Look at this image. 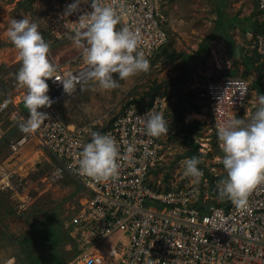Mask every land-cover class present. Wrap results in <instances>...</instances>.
Listing matches in <instances>:
<instances>
[{"label":"built area","instance_id":"built-area-1","mask_svg":"<svg viewBox=\"0 0 264 264\" xmlns=\"http://www.w3.org/2000/svg\"><path fill=\"white\" fill-rule=\"evenodd\" d=\"M10 0H0V8ZM74 0H53L51 19L53 35L59 42L74 36L79 16L91 12V0L81 3L71 15L67 6ZM119 14L118 28L128 27L140 36L142 50L151 64L169 44L168 18L162 12L163 0H103ZM264 19V0H256ZM53 9V11H55ZM248 31L250 49L264 63V35ZM149 67V68H150ZM58 77L71 72L79 78L77 90L72 94L63 91L59 81L47 80L54 101L50 107L38 111L48 113V119L30 132L8 140L7 148L13 158L33 143L38 153L48 154L53 166L45 182L53 183L72 177L86 190L88 196L75 210L65 225L77 258L73 264H264V183L256 185L248 195L246 207H237L230 198L222 206L207 207L202 211L189 193L181 189L160 190L159 182L151 173L163 160L159 137H149L142 130L136 116L149 110L161 111L167 118V96L157 95L150 106L139 109L128 106L100 133L111 135L119 145V174L115 179L97 181L78 174V160L84 144L91 141L96 123L71 127L66 123L62 107L75 100L93 83L88 77L91 66L85 62L72 71L56 66ZM264 86V77H263ZM27 91V90H26ZM16 84L14 93L0 85V143L8 139L7 132L27 119L20 105L26 94ZM250 84L242 77H225L208 81L204 93L218 152L225 155L218 139V125L225 119L238 116L250 96ZM12 112L9 113V109ZM5 118L15 121L5 128ZM92 126V127H91ZM96 132V131H95ZM210 141V139H207ZM136 151L129 154L127 146ZM200 153L208 155L207 142L201 144ZM11 160V159H10ZM222 158L216 157L215 162ZM9 176L0 171L4 188H13ZM48 180V181H47ZM19 188V187H18ZM17 190V189H16ZM156 203L159 208L147 205ZM7 264H12L9 261Z\"/></svg>","mask_w":264,"mask_h":264},{"label":"rangeland","instance_id":"rangeland-1","mask_svg":"<svg viewBox=\"0 0 264 264\" xmlns=\"http://www.w3.org/2000/svg\"><path fill=\"white\" fill-rule=\"evenodd\" d=\"M52 1L10 0L0 8V85L3 88H15L16 73L22 63L19 50L7 36L13 18H28L38 23L39 31L50 45L48 57L55 66L72 71L85 62L84 48L77 47L73 37L63 42L55 39L50 17L57 11L52 8ZM163 3L162 13L169 19L170 39L166 50L170 55L190 56L189 62L168 63L166 56H157L147 72L118 80L119 87L115 89L105 90L96 82L89 84L84 93L62 107V113L66 123L75 127L93 124L104 117L93 127L101 132L129 105L146 107L164 93L169 101V131L159 137L163 160L151 173V179L160 183V190L181 189L189 193L193 202L202 200L208 207L218 206L228 197L215 194L214 187H218L220 181L212 180L225 178L227 172L220 167L222 161L215 162L216 157L223 158V155L216 149L211 119L210 123L206 121L210 116L202 97L204 85L225 77L231 69L243 70L240 63L244 56L238 50L241 55L233 57L234 46L246 48L249 37L245 30L257 29V22L264 19L256 0H163ZM220 13L224 15L223 21L219 20ZM201 46L202 53L198 55ZM207 50L210 55L206 58ZM181 73L185 81L177 84ZM248 81L251 92L245 110L251 106L249 101L257 102L258 97L253 88L254 80ZM20 107L28 112L24 103ZM179 112L186 117L185 121L178 120ZM192 113L202 114L207 119H202L203 122ZM4 122L5 128L15 123L7 118ZM19 125L20 122L14 125L7 132V141L0 143V171L15 175L10 180L12 189L4 188L0 180V264L9 261L12 264H58L61 261L73 264L77 255L65 225L88 194L70 176L56 183L45 182L53 166L47 153L44 156L38 153L36 143L11 158L6 144L23 133ZM182 126L189 128L187 133ZM189 139L200 149L201 144L210 142L211 147L205 150L211 149L212 156L203 158L202 162L211 177L204 173L199 179L183 175V161L189 158ZM147 205L159 208L153 202Z\"/></svg>","mask_w":264,"mask_h":264},{"label":"clouds","instance_id":"clouds-1","mask_svg":"<svg viewBox=\"0 0 264 264\" xmlns=\"http://www.w3.org/2000/svg\"><path fill=\"white\" fill-rule=\"evenodd\" d=\"M87 2L74 0L67 6L65 14L71 15L81 3ZM91 8V12L79 16L73 36L75 45L84 48L85 63L91 66L89 79L110 90L119 87L118 80L147 72L150 62L140 50L139 34L128 27L117 28L120 16L103 0H91ZM7 36L19 50L22 61L16 80L27 90L24 106L28 117L19 127L22 132L30 133L48 119V113L38 109L50 107L54 102L47 94V80L54 78V82L61 83L64 93L72 94L77 90L79 78L71 72L63 77L56 75V66L48 57L50 45L39 31L37 22L13 18ZM113 74L117 76L114 78ZM136 119L149 137H159L169 131V121L161 111L149 110ZM91 137L80 152L78 174L97 181L117 178L120 149L116 140L111 135L95 131ZM218 139L225 154L222 164L227 172L218 186L219 193L230 198L237 207H246L249 193L256 185L264 183V95H258L257 106L249 119L234 116L221 122ZM135 151L133 144L127 146L129 154ZM201 162L199 157L186 158L183 175L195 179L202 177L203 171L198 167Z\"/></svg>","mask_w":264,"mask_h":264},{"label":"trees","instance_id":"trees-1","mask_svg":"<svg viewBox=\"0 0 264 264\" xmlns=\"http://www.w3.org/2000/svg\"><path fill=\"white\" fill-rule=\"evenodd\" d=\"M220 16H219V20H221V21H223L224 20V15L222 14V13H220L219 14ZM221 21H220V24H222L221 23ZM248 32V30H245V34ZM255 34H261V35H264V21H261V23H259V22H257V31H256V33ZM233 46V45H232ZM234 52H233V57H235L237 54H238V50L241 52V48L242 47H235L234 46ZM202 49H203V46H201V48H200V50L198 51V55L199 54H201L202 53ZM166 56V62H168V63H175L176 61H178V60H183V62H189V57L190 56H187L186 54H178V53H173V54H169L168 53V51L166 50V49H164V50H162L161 51V53L160 54H158V58L159 57H162V56ZM210 55V51L209 50H207V55H206V58L208 57ZM251 59V64H252V66H253V68L254 69H256L255 70V81H254V83H253V88L254 89H260V88H262V91L264 92V86H263V77H264V63L263 62H261L259 65H255L254 66V63H253V61H256V60H258V61H261L260 60V57L255 53L254 54V56L253 57H251L250 58ZM187 65H188V63H186ZM249 69V68H248ZM236 75V74H235ZM249 75V71L248 72H246L243 76H242V78L243 79H246V77ZM228 76H230V74H227L225 77H228ZM225 77H222V78H225ZM241 77V76H240ZM222 78H220V79H222ZM220 79H212V80H220ZM185 80L183 79V78H179V80H177V84L178 83H183ZM4 90L5 91H9V90H7V88H4ZM162 95H164V93H162ZM152 103V102H151ZM133 105V104H132ZM136 105V104H135ZM151 104H149L148 106H150ZM130 106V105H129ZM148 106H146V107H148ZM139 107V106H138ZM146 107H139V109H144V108H146ZM22 109V108H21ZM24 114H26V115H28V112L26 113V111H22ZM183 128H182V130L185 132V133H187V131L189 130V128H187V127H184V126H182ZM190 141L188 142L187 141V144H188V146L190 147V152H189V154H188V157L189 158H191V157H199L200 158V160L202 161V159L203 158H205V157H211L212 155L209 153L208 155H206V156H204L203 154H201L200 153V147H199V145H197L196 143H195V141L193 140V139H189ZM5 141H7V139H5L4 140V142ZM8 145V142H7V144H6V146ZM198 167L200 168V169H202V171H203V173L205 174V175H207V176H210L208 173H207V170L205 169V167H204V163L203 162H201L199 165H198ZM220 167H222V168H224L223 167V164H221V166ZM226 176H227V174H226ZM211 177V176H210ZM213 178V177H212ZM226 178V177H225ZM225 178H219V177H217V178H214L213 180H212V182L214 181V182H216V181H221L222 179H225ZM215 188V194L217 195V196H220V197H222V195H220V193H219V189H218V187H214ZM224 197V196H223ZM227 201H224V203L223 204H221V205H218V206H222V205H224L225 203H226ZM210 205H212V204H210ZM209 205H207V204H205V203H203L202 202V200L201 201H199V202H197V207L199 208V209H201L202 211H205V209L208 207ZM64 262H59L58 264H63Z\"/></svg>","mask_w":264,"mask_h":264},{"label":"crops","instance_id":"crops-1","mask_svg":"<svg viewBox=\"0 0 264 264\" xmlns=\"http://www.w3.org/2000/svg\"><path fill=\"white\" fill-rule=\"evenodd\" d=\"M163 6H164V3H163ZM168 18V17H167ZM169 20V19H168ZM247 34V33H246ZM237 47V46H236ZM241 54L244 56L243 57V62L242 63H240L241 65H242V67H243V70L242 69H238V68H234L233 70L231 69L229 72H228V74H230V75H235L236 74V76H238V77H242L246 72H248L249 71V75L246 77V80L248 81L250 78L252 79V80H254L255 81V70L256 69H254L253 68V66H252V64H251V57H253L252 56V54H255V52L253 51V50H251L250 49V44H249V41H248V45L246 46V48L243 46V48H241ZM241 54H237L236 56H240ZM253 63H254V66L255 65H259L260 63H261V61H258V60H256V61H253ZM249 68V69H248ZM180 76V77H179ZM178 77L179 78H181L182 77V73L179 75ZM254 81H253V83H254ZM249 82V81H248ZM249 84H250V82H249ZM15 89V88H14ZM14 89L13 90H9L8 92H13L14 91ZM255 91H256V93L258 94V95H264V92L262 91V88H260V89H254ZM257 101V100H256ZM248 102V101H247ZM249 104H251V106L249 105L248 107H247V109L245 110V108H244V110L242 111V113H241V118H244V119H249L250 118V116H251V114L255 111V108H256V106H257V102H252V101H249ZM247 105V104H246ZM246 107V106H245ZM206 109L208 110V112H209V109H208V105H207V103H206ZM168 111H169V109H168ZM192 114H195V113H192ZM167 115H168V113H167ZM178 115H180L179 116V121H185V118L186 117H183V114H181V112H179L178 113ZM209 116H210V113L208 114ZM193 117H195V118H197V119H201V121H205V120H202V119H207L204 115H202V114H195V116H193ZM167 119V118H166ZM190 120V117L189 118H187V121H189ZM206 121H208V123H210V118H209V120H206ZM179 125V124H178ZM71 127H74V126H71ZM160 137V136H159Z\"/></svg>","mask_w":264,"mask_h":264}]
</instances>
